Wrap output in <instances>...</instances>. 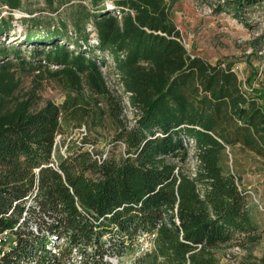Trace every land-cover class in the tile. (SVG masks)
<instances>
[{"label":"trees","instance_id":"1","mask_svg":"<svg viewBox=\"0 0 264 264\" xmlns=\"http://www.w3.org/2000/svg\"><path fill=\"white\" fill-rule=\"evenodd\" d=\"M90 3L71 2L56 23L32 17L23 39L42 47L29 56L0 43V234L10 237L0 264H124L138 235L153 230L151 247L126 264H214V251L252 238L242 172L220 161L233 148L264 158V105L241 91L232 62L188 52L165 0ZM261 4L226 0L213 11L240 17ZM2 5L6 39L24 6L0 0V15ZM107 58L131 93V120L103 80ZM44 70L64 84L63 104L12 95L15 73ZM103 105L114 127L108 152L87 137L61 151L68 113L97 120Z\"/></svg>","mask_w":264,"mask_h":264},{"label":"rangeland","instance_id":"2","mask_svg":"<svg viewBox=\"0 0 264 264\" xmlns=\"http://www.w3.org/2000/svg\"><path fill=\"white\" fill-rule=\"evenodd\" d=\"M55 0L53 8L48 6L44 0H23V10L13 11L14 19L12 31L6 37L0 35V43L9 46L20 47L23 53L30 55L34 47H42L40 44L27 43L24 41L25 29L32 26L29 20L32 17H41L45 22L56 23L57 19L71 14L67 6L71 2L82 1L91 7L90 0ZM172 9L173 20L180 31L181 40L192 55H199L214 63L217 60L232 62L238 71L243 83L245 78V92L248 96L257 99L258 103L264 105V74L260 73L264 65V5H256L250 8H241L240 17L233 12L223 10L214 12L217 4L226 0H165ZM107 3V2H106ZM101 3L99 7H102ZM111 4L108 2L107 6ZM107 8V7H106ZM1 15L4 5L1 6ZM31 13H30V12ZM26 19V20H24ZM28 19V20H27ZM47 24V23H45ZM71 28V26H69ZM90 27H87V31ZM91 34L90 42L96 43ZM98 60H101L98 57ZM100 66L103 80L109 92L118 97L122 103L123 116L131 120L134 109L128 103V97L123 93V86L119 82L118 72L110 59L105 60ZM56 65H49L50 71H54ZM44 70V74L33 72H17L13 76L14 97L24 96L27 93L36 94L40 98V104L46 100L61 105L64 103L67 91L64 84L59 82L51 74ZM84 96L89 97V91L83 88ZM121 97V98H120ZM105 113L95 120L92 115L82 117L72 110L68 113V119L62 121V133L58 135L60 150L65 151L67 144L80 141L83 137L96 142V149L107 153L111 146L113 123L107 113V106L103 105ZM122 116V117H123ZM190 142L188 145L190 146ZM120 149V148H119ZM189 168L192 174H196L199 161L192 154L190 146ZM226 157L220 161L224 171L231 169L232 164L242 172L241 188L251 193L247 194V209L253 226L252 238L245 240L244 247L229 246L213 252L214 264H258L264 256V158L256 156L248 151L240 149L226 150ZM230 153V154H229ZM233 161V162H232ZM146 237L139 235L137 245L121 259L126 264L132 261Z\"/></svg>","mask_w":264,"mask_h":264},{"label":"built area","instance_id":"3","mask_svg":"<svg viewBox=\"0 0 264 264\" xmlns=\"http://www.w3.org/2000/svg\"><path fill=\"white\" fill-rule=\"evenodd\" d=\"M113 6H109V8H112ZM4 8H6V6H4ZM7 9V8H6ZM7 13V11L6 10H3V12H2V14H6ZM118 17H120V15H119V12L118 11H115L114 12ZM95 40V39H94ZM96 41V40H95ZM233 71L237 74V76H238V79H239V82H240V86H241V91L245 94V96H248L247 95V92H245V88L247 89V87L245 86V84H244V82H245V78H243V83L241 82V77L239 76V74H238V71L234 68V66H233ZM260 73H263L264 74V65L261 67V69H260ZM190 146L191 147H193V145H194V142L193 141H190ZM189 146V145H188ZM189 146V147H190ZM192 175H194V174H192ZM248 193H251V191H247V194ZM261 210L262 211H264V208H261ZM139 235H142V236H144V237H146V242L145 243H143L142 244V246L140 247V249H139V251H137V253H136V256L137 255H139V254H141L142 252H144V251H146V250H148L150 247H151V245H152V241H153V239L155 238V236H156V230H153L152 232H141ZM138 235V236H139ZM9 241H10V237H9V232L8 231H4V232H2L1 234H0V248H4V247H6L7 245H8V243H9ZM236 249L238 248V246H236L235 247Z\"/></svg>","mask_w":264,"mask_h":264}]
</instances>
